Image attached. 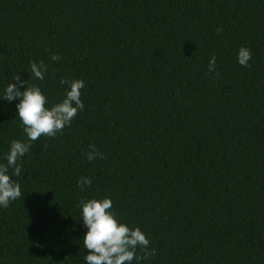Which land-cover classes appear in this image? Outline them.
I'll return each mask as SVG.
<instances>
[{
	"label": "trees",
	"instance_id": "trees-1",
	"mask_svg": "<svg viewBox=\"0 0 264 264\" xmlns=\"http://www.w3.org/2000/svg\"><path fill=\"white\" fill-rule=\"evenodd\" d=\"M17 74L50 103L83 79L85 106L30 142L0 100V157L32 144L0 264H84L79 201L101 197L146 234L142 264H264V0H0V88Z\"/></svg>",
	"mask_w": 264,
	"mask_h": 264
},
{
	"label": "clouds",
	"instance_id": "clouds-1",
	"mask_svg": "<svg viewBox=\"0 0 264 264\" xmlns=\"http://www.w3.org/2000/svg\"><path fill=\"white\" fill-rule=\"evenodd\" d=\"M251 58L249 48L242 46L238 49L236 60L240 66L247 67ZM50 59L56 61L59 56L53 54ZM215 64L216 57L213 55L208 61V71H214ZM29 69V79L34 80H43L48 70L42 61L30 62ZM29 79L25 81L20 79L19 74L14 75L10 82L0 88V100L10 103L17 101L15 117L26 141L35 142L42 135L55 137L71 124L79 111H83L85 105L81 90L85 87L84 80L61 78L59 83L67 85L63 98L50 103L38 85L28 83ZM26 141L12 140L7 152L0 157V208H7L22 195L21 185L13 177L21 176L22 164L19 161L32 148V144ZM98 158L103 159V155L94 147L86 154L89 162ZM91 184L89 177L77 180L78 187ZM112 207L110 197L82 198L79 201L80 222L85 229L81 239L85 249L84 264H142L148 255L154 254L148 250L146 234L139 227L121 222ZM138 249L143 250L144 255H138Z\"/></svg>",
	"mask_w": 264,
	"mask_h": 264
}]
</instances>
